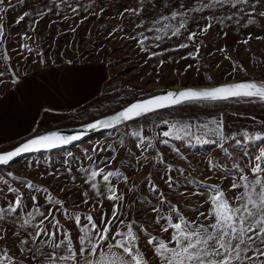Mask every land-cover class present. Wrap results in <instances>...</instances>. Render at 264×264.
Wrapping results in <instances>:
<instances>
[{
  "label": "rangeland",
  "instance_id": "374dc122",
  "mask_svg": "<svg viewBox=\"0 0 264 264\" xmlns=\"http://www.w3.org/2000/svg\"><path fill=\"white\" fill-rule=\"evenodd\" d=\"M0 32L10 72L95 55L120 78L44 129L168 85L264 84V0H0ZM242 106L171 105L0 165V260L264 264V140H231L264 137V110Z\"/></svg>",
  "mask_w": 264,
  "mask_h": 264
},
{
  "label": "crops",
  "instance_id": "0c3cea01",
  "mask_svg": "<svg viewBox=\"0 0 264 264\" xmlns=\"http://www.w3.org/2000/svg\"><path fill=\"white\" fill-rule=\"evenodd\" d=\"M3 42V35L0 32V46ZM1 60L0 70L7 72L0 76V87L4 88L0 91V146L11 147L28 136L46 130L44 127L57 121L60 113L86 105L99 95L113 90L119 84L116 81L120 80L113 75L109 63L95 55L37 68L20 69L12 65V72L8 69L7 63ZM238 113L243 112L226 111L219 115ZM242 135L246 138H240L241 134H234L231 140L244 141L248 145L264 140L255 129L246 130ZM215 138L216 136H209L208 140L220 141ZM102 257L97 254L88 255L84 261L81 258L80 264H136L127 255L116 259L107 255ZM244 259L248 264L257 261L256 256L252 255ZM69 263L67 258L61 256H45L34 262V264ZM0 264L8 263L0 260ZM235 264L246 263L238 259Z\"/></svg>",
  "mask_w": 264,
  "mask_h": 264
},
{
  "label": "water",
  "instance_id": "95a60500",
  "mask_svg": "<svg viewBox=\"0 0 264 264\" xmlns=\"http://www.w3.org/2000/svg\"><path fill=\"white\" fill-rule=\"evenodd\" d=\"M237 96H261L264 98V84L252 83L248 79H235L212 84L168 85L151 95L131 101L87 123L58 126L28 136L13 146L0 150V165L13 162L32 152L63 147L78 140H84L123 121L166 108L175 103L206 98L226 99Z\"/></svg>",
  "mask_w": 264,
  "mask_h": 264
},
{
  "label": "trees",
  "instance_id": "16d2710c",
  "mask_svg": "<svg viewBox=\"0 0 264 264\" xmlns=\"http://www.w3.org/2000/svg\"><path fill=\"white\" fill-rule=\"evenodd\" d=\"M176 104L199 106L201 111L206 113L225 109H238L239 105H248L247 107L242 106V109H249L251 111L264 110V98L261 96H237L226 99L206 98L175 103L173 105Z\"/></svg>",
  "mask_w": 264,
  "mask_h": 264
}]
</instances>
